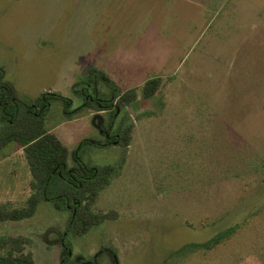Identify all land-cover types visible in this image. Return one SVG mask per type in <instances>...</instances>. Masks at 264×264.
<instances>
[{"label":"rangeland","instance_id":"rangeland-1","mask_svg":"<svg viewBox=\"0 0 264 264\" xmlns=\"http://www.w3.org/2000/svg\"><path fill=\"white\" fill-rule=\"evenodd\" d=\"M92 67L139 98L116 118L134 122L128 155L95 203L118 217L70 236L71 260L114 264L102 251L114 248L116 264H264V0H0V68L23 102L56 91L78 107ZM154 76L163 85L144 99ZM95 113L67 119L53 101L45 124L72 152L102 138ZM120 153L86 143L79 156L117 166ZM30 179L22 148L0 149V203L22 205ZM69 216L44 201L0 235H27L36 264H60ZM236 224L213 249L192 247Z\"/></svg>","mask_w":264,"mask_h":264},{"label":"trees","instance_id":"trees-1","mask_svg":"<svg viewBox=\"0 0 264 264\" xmlns=\"http://www.w3.org/2000/svg\"><path fill=\"white\" fill-rule=\"evenodd\" d=\"M99 80L109 89L107 93L98 88ZM162 85L161 76L147 79L141 86V97L153 98ZM74 88L76 94L83 99L76 108H72L73 100L70 97L56 91L42 92L26 103L19 98L15 85L5 78V71L0 68V149L10 142L16 143L22 148L31 174L29 192L22 205L16 206L13 202L0 203V222L32 217L40 203L53 202L56 207L70 213L66 228L58 239L62 248L60 264H100L98 255L88 260H71L72 245L69 237L83 235L91 227L118 217L115 209L96 210L95 203L100 191L109 185L112 175L126 162L134 122L120 124L104 143H93L98 146L115 144L121 150L117 166H98L84 162L79 156L81 147L91 143L90 139H82L70 152L67 145L48 129L45 118L53 101H59L63 116L71 119L83 110L97 112L107 109L115 114L136 103L139 93L137 87L122 89L97 67L90 68L88 80L80 89L76 85ZM70 158L72 163L69 162ZM238 227V224L226 227L207 241L195 243L192 247L195 250H211L229 239ZM29 243L30 238L27 235H0V264H36L31 251L27 249ZM105 250L111 253L116 264L115 249Z\"/></svg>","mask_w":264,"mask_h":264},{"label":"flooded vegetation","instance_id":"flooded-vegetation-1","mask_svg":"<svg viewBox=\"0 0 264 264\" xmlns=\"http://www.w3.org/2000/svg\"><path fill=\"white\" fill-rule=\"evenodd\" d=\"M90 91L92 93V89H90ZM97 112L95 114L98 115V119H99V120L97 119L98 120V125L100 123L98 130L100 131V133L102 135V138H100V139L89 138V139H90L91 143H94V142L95 143H97V142L104 143L105 141H107L110 138L111 133L114 132L115 129L120 124H123L125 122L116 123V118L119 115L120 111H117V113H115V114H111V112L109 110H107V109L101 110V111H97ZM99 112L103 113L104 117L101 114H99ZM72 162H73V160H72ZM102 251H107V250L102 249ZM71 256H73L72 253H71ZM80 259H84V258L81 257V256H76L74 258V260H80Z\"/></svg>","mask_w":264,"mask_h":264},{"label":"water","instance_id":"water-1","mask_svg":"<svg viewBox=\"0 0 264 264\" xmlns=\"http://www.w3.org/2000/svg\"><path fill=\"white\" fill-rule=\"evenodd\" d=\"M97 119H98V115H96V114L93 115V118H92L93 125H94L96 128H99V125L96 124Z\"/></svg>","mask_w":264,"mask_h":264}]
</instances>
